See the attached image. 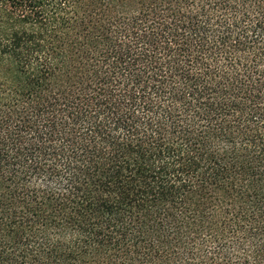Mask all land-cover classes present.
I'll return each instance as SVG.
<instances>
[{
  "label": "trees",
  "instance_id": "trees-1",
  "mask_svg": "<svg viewBox=\"0 0 264 264\" xmlns=\"http://www.w3.org/2000/svg\"><path fill=\"white\" fill-rule=\"evenodd\" d=\"M0 264H264V0H0Z\"/></svg>",
  "mask_w": 264,
  "mask_h": 264
}]
</instances>
